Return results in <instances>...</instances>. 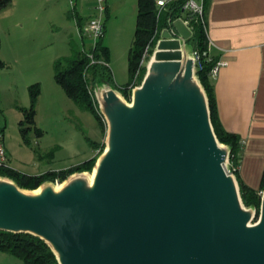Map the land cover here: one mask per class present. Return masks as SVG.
Masks as SVG:
<instances>
[{
  "label": "water",
  "instance_id": "1",
  "mask_svg": "<svg viewBox=\"0 0 264 264\" xmlns=\"http://www.w3.org/2000/svg\"><path fill=\"white\" fill-rule=\"evenodd\" d=\"M182 17L160 32L131 102L98 95L106 149L92 180L24 190L0 176V230L44 239L59 264H264V189L256 222L224 165Z\"/></svg>",
  "mask_w": 264,
  "mask_h": 264
},
{
  "label": "rangeland",
  "instance_id": "2",
  "mask_svg": "<svg viewBox=\"0 0 264 264\" xmlns=\"http://www.w3.org/2000/svg\"><path fill=\"white\" fill-rule=\"evenodd\" d=\"M105 5L106 10L101 14L94 6L91 15L101 16L103 41L109 48V66L116 86H122L130 79L129 50L136 30L138 0H106ZM74 11L70 0H12L0 9V57L5 63L0 67V128L8 153L5 167L41 174L67 169L95 157L91 169L68 176L69 179L75 175L90 177L106 149V133L96 115L69 98L55 79L58 60L71 57L75 49H84V41L87 47L96 42L87 34L83 38ZM155 48L152 53L148 50L142 59L146 73L141 80L139 76L134 78L131 99L112 86L127 102H131L134 88L141 86ZM34 84L40 85V94L32 122L27 112L32 106L30 86ZM103 87L92 93L96 102ZM91 142H103L104 147L95 149ZM64 181L48 180L41 185L52 182L56 186ZM22 189L32 191L38 187ZM260 193L262 198L263 190ZM242 204L252 210V222H256L261 207L258 211L243 199ZM0 264L25 263L21 257L0 250Z\"/></svg>",
  "mask_w": 264,
  "mask_h": 264
},
{
  "label": "trees",
  "instance_id": "3",
  "mask_svg": "<svg viewBox=\"0 0 264 264\" xmlns=\"http://www.w3.org/2000/svg\"><path fill=\"white\" fill-rule=\"evenodd\" d=\"M11 1L0 0V9ZM208 1L204 0V18H201L183 9L184 0L171 1L161 11H159L156 0H138L136 30L129 50L130 79L124 85L116 86L114 82L113 72L109 66V48L103 41L104 32L96 39L94 44H90L87 47L84 41V49H75L71 57L58 60L55 63L56 81L64 88L69 98L91 110L96 115L105 135L107 123L98 108V102L92 97L94 89L104 84H109L116 86L123 95L131 99L135 76L139 72L141 80L146 73V68L141 66L146 51L149 50L152 53L159 37V31L163 28L171 27L172 22L179 17L188 20V24L193 31V35L189 39L193 51L198 50L201 53L207 51L209 40L206 29V7ZM74 14L84 38L86 35L84 27L92 16L89 18L82 17L76 10ZM216 62V59H210L202 55L203 67L198 70L197 75L208 97L210 118L214 132L219 141L229 147V157L232 164L237 167L235 174L238 175L243 142L239 135L226 130L220 121L214 85L210 74ZM4 65L5 63L0 57V67H4ZM30 93L32 106L27 112V118L29 121L34 122L36 114L35 103L40 94V85L34 84L30 86ZM91 143L95 149L104 147L103 142ZM95 160V157L89 158L67 169L47 171L41 174H27L12 167L2 166L0 167V175L9 177L20 188L35 189L45 181H55L56 179L64 181L71 173L91 169ZM263 189L264 173L262 175L260 190L253 189L243 181H240V191L244 203L248 206H254L258 211L261 207L260 191ZM0 250L8 251L21 257L25 264H59L58 258L51 246L44 239L31 233H15L0 230Z\"/></svg>",
  "mask_w": 264,
  "mask_h": 264
},
{
  "label": "crops",
  "instance_id": "4",
  "mask_svg": "<svg viewBox=\"0 0 264 264\" xmlns=\"http://www.w3.org/2000/svg\"><path fill=\"white\" fill-rule=\"evenodd\" d=\"M70 2L80 16H92L96 0ZM206 23L210 59L226 62L212 77L220 121L243 142L236 178L259 190L264 173V0H209Z\"/></svg>",
  "mask_w": 264,
  "mask_h": 264
},
{
  "label": "built area",
  "instance_id": "5",
  "mask_svg": "<svg viewBox=\"0 0 264 264\" xmlns=\"http://www.w3.org/2000/svg\"><path fill=\"white\" fill-rule=\"evenodd\" d=\"M171 1H175V0H156V4L159 8V11L166 8L168 3ZM105 2L106 0H98L97 4L95 5V9L98 10L100 14L106 10ZM183 9L186 12H189L193 15H197L201 18H204V0H184ZM185 22L188 23V20H185ZM103 32H104V24L102 23L101 16H93L84 27V33L87 35L93 36L94 39H97L98 37H100L103 34ZM147 54H148V50L146 51L143 57L144 59L147 56ZM202 55L207 58H210L208 50L203 53L199 52L198 50L192 51V56L194 59V71L196 75H197L198 70L203 67ZM143 62L144 60H142L141 66H143ZM224 64H226L225 61L218 60L211 69V73H210L211 76L212 77L216 76L220 68ZM138 76H139V72L137 73L135 77L138 78ZM97 102L99 104V101ZM98 108L100 109V104ZM102 117L107 123L105 116L102 115ZM7 165H8V153H7L5 143H4L3 129L0 128V166H7ZM223 165H224V169L227 174L235 175V170L237 169V167L232 164L230 157H228L227 163Z\"/></svg>",
  "mask_w": 264,
  "mask_h": 264
},
{
  "label": "bare ground",
  "instance_id": "6",
  "mask_svg": "<svg viewBox=\"0 0 264 264\" xmlns=\"http://www.w3.org/2000/svg\"><path fill=\"white\" fill-rule=\"evenodd\" d=\"M100 93H101V91H100ZM100 93H99V94H100ZM94 174H95V171L90 175V180L93 179ZM62 185H63V184H61V185H56V186H57V188H59V187H61Z\"/></svg>",
  "mask_w": 264,
  "mask_h": 264
}]
</instances>
